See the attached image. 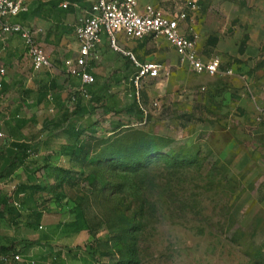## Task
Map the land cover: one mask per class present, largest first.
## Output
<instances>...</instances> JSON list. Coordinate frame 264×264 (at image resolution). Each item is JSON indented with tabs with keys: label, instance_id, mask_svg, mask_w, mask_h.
Segmentation results:
<instances>
[{
	"label": "rangeland",
	"instance_id": "374dc122",
	"mask_svg": "<svg viewBox=\"0 0 264 264\" xmlns=\"http://www.w3.org/2000/svg\"><path fill=\"white\" fill-rule=\"evenodd\" d=\"M138 1L167 17L187 8L186 0ZM188 13L202 33V23ZM210 20L223 36L242 38L234 35L230 21ZM130 42L134 58L158 64L161 75L144 82L138 102L128 90L120 95L125 104L135 102L141 121L121 113L118 118L127 129L112 133L110 115L101 113L96 138L89 139L83 155L59 160L76 179L64 192L81 207L90 237H70L56 246L65 244L85 256L92 241L96 264H264V177L246 143L253 124L250 92L240 80L191 72L162 38ZM198 51L202 56V43ZM222 65L226 69L233 62L224 58ZM134 129H140L143 140L132 134ZM174 156L200 164L174 169L171 179L177 191H187L182 198L186 206L199 207L196 215L174 219L149 211L140 216L133 207L173 205L154 196L146 198L151 205L143 204L128 190L122 170L153 157L163 169ZM166 171L172 172L161 170L162 176Z\"/></svg>",
	"mask_w": 264,
	"mask_h": 264
},
{
	"label": "crops",
	"instance_id": "0c3cea01",
	"mask_svg": "<svg viewBox=\"0 0 264 264\" xmlns=\"http://www.w3.org/2000/svg\"><path fill=\"white\" fill-rule=\"evenodd\" d=\"M195 1L196 10L191 12V15L195 16L200 24L202 23V33L194 29L192 19L188 17L189 20L181 24L183 34L186 37L193 35L197 37V50L198 43H202V56L199 51L198 53L203 61H208L214 58L213 56L219 57L221 69L233 71L232 76L223 77L242 81L250 92L253 124L247 133L246 143L251 150L254 163L264 177V124L254 120L255 108L264 100V0ZM94 2L96 0H24L26 11L5 20L25 29L37 31V41L44 50L50 67L36 72L32 69L30 57L26 53L21 38L15 34L2 35L0 27V66L4 69V74L0 76V133L2 134L0 137V199L4 196L13 197L16 185L24 182L26 178L22 167L14 168L9 165L6 154L12 149L13 143L25 142L30 135L29 129L19 131L11 122L13 116L28 118L34 113L29 110L32 107L31 100L28 102L25 97L22 98L21 91L35 90L38 87L49 89L54 86L59 89L56 95L64 97L81 85L78 77L68 76L65 73L64 61L77 56L78 44L74 29ZM63 4H66L65 8L62 7ZM213 17L230 21L231 29H236L234 35L236 37L240 35L242 38L231 39L226 37L229 35L223 36L222 31L217 32L215 25L210 22ZM187 25L189 27H186ZM130 43L122 38L119 40V44L128 51L131 50ZM95 52L98 60L90 63L88 73L100 83H105L110 91L118 94L120 99V95L126 90L132 93L131 79L135 68L128 57L113 52L109 48L105 33L101 34ZM224 58H230L233 65L223 68ZM21 98L25 100L26 108L20 104ZM50 102L49 98L48 106L44 110L40 107L38 113L45 115L56 113ZM51 143H54V148L48 149ZM63 144H65L64 139L47 132L41 133L39 141L34 144L38 147L34 163L38 165L57 161L55 156L48 155ZM44 147L46 149L43 151ZM47 207L52 206L47 205ZM55 218L46 215L44 217L46 222L41 229L42 233L49 236L48 243L54 249H60V246H56L58 240H69L70 237L76 239L87 234L80 232L74 236L68 235L61 226L57 228L59 221ZM0 227H5L3 219L0 220ZM38 235H31L30 238H36ZM44 243L42 242L35 249L34 247L29 249L26 256L20 258L19 264H50L49 247ZM17 247L21 248V246ZM33 250L37 253L33 254ZM66 251L61 248L60 261L64 264L69 262L94 264L87 255L81 256L80 251L72 249V254H67ZM73 254L76 256L72 257Z\"/></svg>",
	"mask_w": 264,
	"mask_h": 264
},
{
	"label": "trees",
	"instance_id": "16d2710c",
	"mask_svg": "<svg viewBox=\"0 0 264 264\" xmlns=\"http://www.w3.org/2000/svg\"><path fill=\"white\" fill-rule=\"evenodd\" d=\"M58 91L59 89L54 86L49 89L45 87H38L35 90L24 89L21 91L22 98L25 97L28 102L31 100L32 107L29 110L34 113L28 118L12 117L14 128L19 131L29 129L30 135L25 142L13 143L12 149L6 153L9 165L14 168L22 167L26 178L24 182L16 185L13 197L4 196L0 199V206H3L0 207V220L5 221V227H0V257L7 258L6 261L0 260V264H19L20 258L26 256L29 249L39 246L42 242L49 247L50 264H64L60 261L61 248L66 249L67 254H72L73 251L65 244L60 245V249L51 247L48 243L49 236L41 231L42 225L46 222L44 217L46 215L57 217L59 221L57 228L61 226L68 235L74 236L86 232L90 237V229L81 207L64 192V186L72 184L76 179L69 169L59 164V160H77L83 155L89 139L96 138L97 118L101 113L110 115L112 133L119 129H127L118 118L121 113H128L129 116L135 117L136 121L143 119L134 101L125 104L116 92L110 91L105 83L102 84L95 78L91 85L81 84L64 97L57 96ZM22 98L20 104L26 108L25 100ZM49 98L50 105L56 113L39 114L40 107L44 110L48 106ZM44 132L64 139L65 144L48 155L55 156L57 161L36 165L34 158L38 147L34 144ZM140 132V129H134L132 132L137 140L144 138ZM101 136L103 139L105 132H102ZM168 159L170 164L163 169L158 165V157H153L145 164L138 165L136 169L122 170L126 181L130 183L128 190L134 197H142L143 204L151 205L146 198L154 196L162 197L168 204L173 205V207H154V204L152 207H133L140 216H145L150 211L156 216L166 214L174 219H182L199 208L186 206V199L182 198L187 191L181 189L177 191L171 186V179L176 176L174 169L185 170L192 163H196L198 167L200 164L187 162L179 156ZM181 161L183 163L180 165ZM161 170H172V172L166 171L162 176ZM35 234L39 235L30 238ZM86 247V255L96 264L92 241H89ZM14 255H19L18 261L13 260ZM71 256L74 257L76 254Z\"/></svg>",
	"mask_w": 264,
	"mask_h": 264
},
{
	"label": "built area",
	"instance_id": "2783aa9c",
	"mask_svg": "<svg viewBox=\"0 0 264 264\" xmlns=\"http://www.w3.org/2000/svg\"><path fill=\"white\" fill-rule=\"evenodd\" d=\"M186 5V10L180 11L174 17H167L160 15L151 5H141L138 0H96L74 29L78 44L77 56L64 61L65 73L78 77L82 85H91L94 78L87 70L91 62L98 60L95 48L100 42L101 34L105 33L109 48L128 57L135 68L131 83L136 102L139 100L144 82L159 78L161 67L153 62H138L130 51L119 44L120 38L126 41L162 38L175 50L179 62L191 72L213 77L232 76L231 69H221L218 58L203 61L197 50V37L194 35L186 37L183 34L181 24L188 19V12L196 10V1L186 0ZM62 7L65 8L66 4ZM23 11H26L24 0H0L1 33L15 34L21 38L35 72L42 68L47 69L50 64L37 41V31L5 21ZM3 74L4 69L0 66V76ZM254 120L264 124V100L256 106ZM19 258V255L13 256L14 261H18ZM0 260L6 261L7 258L0 257Z\"/></svg>",
	"mask_w": 264,
	"mask_h": 264
}]
</instances>
